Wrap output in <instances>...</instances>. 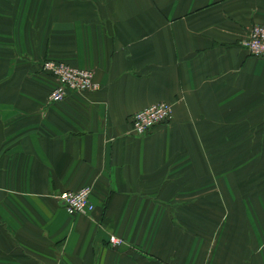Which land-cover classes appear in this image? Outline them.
Here are the masks:
<instances>
[{
	"label": "crops",
	"instance_id": "obj_1",
	"mask_svg": "<svg viewBox=\"0 0 264 264\" xmlns=\"http://www.w3.org/2000/svg\"><path fill=\"white\" fill-rule=\"evenodd\" d=\"M253 25L264 0H0V264H264ZM43 59L100 89L49 104ZM162 101L171 121L130 134ZM82 187L93 212L67 214Z\"/></svg>",
	"mask_w": 264,
	"mask_h": 264
},
{
	"label": "built area",
	"instance_id": "obj_2",
	"mask_svg": "<svg viewBox=\"0 0 264 264\" xmlns=\"http://www.w3.org/2000/svg\"><path fill=\"white\" fill-rule=\"evenodd\" d=\"M248 55L264 59V26L253 25L246 36L240 40ZM42 72L52 77L56 83L47 97L49 104L62 102L69 93L97 92L100 85L95 81L91 70L75 68L61 61L46 60L41 66ZM173 116V104L158 102L131 115L129 119L130 134L142 136L161 124L169 123ZM91 188L82 187L76 191H62L57 199L69 215H90L94 205L90 200ZM111 246L123 242L116 236L109 237Z\"/></svg>",
	"mask_w": 264,
	"mask_h": 264
},
{
	"label": "rangeland",
	"instance_id": "obj_3",
	"mask_svg": "<svg viewBox=\"0 0 264 264\" xmlns=\"http://www.w3.org/2000/svg\"><path fill=\"white\" fill-rule=\"evenodd\" d=\"M46 60H50V59H43V60L39 63V65L42 66V63H43L44 61H46ZM66 64H67V63H66ZM41 66H40V67H41ZM40 69H41V68H40ZM41 72H42V70H41ZM42 73H44V72H42ZM45 74H46V73H44V75H45ZM46 76H47V74H46ZM48 76H49V75H48ZM48 76H47V77H48ZM49 77H50V76H49ZM50 78H52V77H50ZM52 80L54 81L53 78H52ZM54 84L56 85L55 81H54ZM55 85H54V87H55ZM54 87H53V88H54ZM53 88L49 90V92H48V94H47V97H48V95L50 94V92L53 90ZM46 100H47V99H46ZM203 193H204V192H203ZM214 193H215L214 195H215V199H216V190L214 191ZM201 194H202V192L200 193V195H201ZM217 196L219 197V192H218ZM219 198H220V197H219Z\"/></svg>",
	"mask_w": 264,
	"mask_h": 264
}]
</instances>
